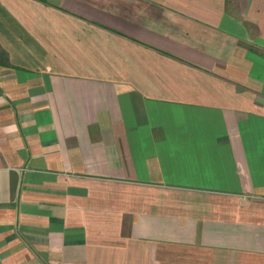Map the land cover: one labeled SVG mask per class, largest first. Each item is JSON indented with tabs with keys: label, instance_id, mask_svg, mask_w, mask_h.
<instances>
[{
	"label": "crops",
	"instance_id": "obj_1",
	"mask_svg": "<svg viewBox=\"0 0 264 264\" xmlns=\"http://www.w3.org/2000/svg\"><path fill=\"white\" fill-rule=\"evenodd\" d=\"M0 264H264V0H0Z\"/></svg>",
	"mask_w": 264,
	"mask_h": 264
}]
</instances>
